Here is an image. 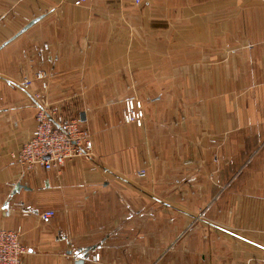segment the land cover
<instances>
[{
	"label": "crops",
	"instance_id": "0c3cea01",
	"mask_svg": "<svg viewBox=\"0 0 264 264\" xmlns=\"http://www.w3.org/2000/svg\"><path fill=\"white\" fill-rule=\"evenodd\" d=\"M75 1L0 0V228L22 264H264V0ZM48 90L80 94L93 156L27 170Z\"/></svg>",
	"mask_w": 264,
	"mask_h": 264
},
{
	"label": "built area",
	"instance_id": "2783aa9c",
	"mask_svg": "<svg viewBox=\"0 0 264 264\" xmlns=\"http://www.w3.org/2000/svg\"><path fill=\"white\" fill-rule=\"evenodd\" d=\"M90 0H76V5H82ZM140 3L142 0H133ZM44 72L36 74L37 79L45 78ZM32 80L24 78L21 84L28 88ZM39 94H37L38 98ZM146 112L142 100L127 97L124 100L122 120L124 123H134L142 127ZM36 123L29 138L23 143L17 154L18 163L24 169L42 166L46 170L58 169L71 159L93 156V136L89 128L83 125L80 118L66 117L58 108L48 107L40 102L35 117ZM144 172V171H142ZM54 210H45L41 218L46 220L55 216ZM27 247L22 241V229L0 228V264H22ZM99 260L100 254L93 256Z\"/></svg>",
	"mask_w": 264,
	"mask_h": 264
},
{
	"label": "rangeland",
	"instance_id": "374dc122",
	"mask_svg": "<svg viewBox=\"0 0 264 264\" xmlns=\"http://www.w3.org/2000/svg\"><path fill=\"white\" fill-rule=\"evenodd\" d=\"M49 91L50 90H48V92H46V93H43L45 95V97H42L41 94H39L38 98L36 97L37 95L35 97L37 99L44 98L41 101L42 103L48 104V107H51V108H58L66 117H73V118L74 117H77V118H80L79 112H78V107H77L79 101L78 102L75 101V100L79 99L80 94H74L73 96L69 97V99H66V100L65 99H62L60 101H54L53 102V101L49 100L50 99L49 98ZM83 92H84V89L81 90V95H82ZM132 97H136V96H132ZM136 98H138V97H136ZM125 99H122L121 101H118L119 103H123V109H124V100ZM138 99H140V98H138ZM140 100H142V102L144 104V100L143 99H140ZM165 131L167 132L166 133L167 135H169L171 133L170 122L166 124ZM158 160L159 159L156 158V161H158ZM170 184L171 183L169 182V178L164 179V181L162 183H160V187L162 188V194H163V196L164 195L169 196L168 194L170 192L169 191V185ZM172 184L174 185V187L177 186V184L175 182L172 183ZM184 237L185 236H183L182 238H184ZM126 238H129V237L126 236Z\"/></svg>",
	"mask_w": 264,
	"mask_h": 264
},
{
	"label": "water",
	"instance_id": "95a60500",
	"mask_svg": "<svg viewBox=\"0 0 264 264\" xmlns=\"http://www.w3.org/2000/svg\"><path fill=\"white\" fill-rule=\"evenodd\" d=\"M40 19H41V17H37V18L33 19L32 21H30L27 25H25V26L20 30V32L18 33V35L21 34V33H23L24 31H26L27 29H29V28H30L31 26H33L36 22H38ZM18 35H17V36H18ZM83 119H84V118L82 117V120H83ZM75 264H85V260H84L83 258L78 259V260L76 261Z\"/></svg>",
	"mask_w": 264,
	"mask_h": 264
}]
</instances>
